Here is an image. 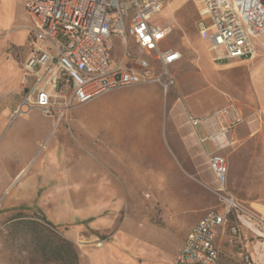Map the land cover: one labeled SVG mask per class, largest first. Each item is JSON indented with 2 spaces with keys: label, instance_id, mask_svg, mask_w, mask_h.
I'll list each match as a JSON object with an SVG mask.
<instances>
[{
  "label": "rangeland",
  "instance_id": "1",
  "mask_svg": "<svg viewBox=\"0 0 264 264\" xmlns=\"http://www.w3.org/2000/svg\"><path fill=\"white\" fill-rule=\"evenodd\" d=\"M24 1L0 0V264H173L187 226L219 203L204 152L195 141L183 139L189 133L183 96L194 92V85L199 90L205 71L214 79L213 71L219 69L196 32L199 22L209 23L202 2L170 0L151 17L153 24L173 27L163 46L183 53L170 71L174 84L166 93L155 83L122 87L71 108L64 119L68 139L59 136L57 125L38 139L29 174L37 170L50 177L45 185L39 173L37 196L21 206L8 174L19 168L25 145L36 137L30 128H41L47 118L34 112L27 120L25 115L11 119L24 79L31 84L23 66L33 42ZM117 43L108 52L112 62L122 56ZM263 55L258 49L256 58ZM66 141L71 154L62 156ZM249 150H243L239 165L228 155L227 189L243 206L264 216V159L258 147ZM51 153L61 156L60 165ZM58 166L65 170L63 181L69 185L66 192L74 194L73 202L68 195L65 202L63 190L48 189L57 182L52 174ZM48 230L74 245L76 262L67 254L55 258L51 247L46 252L38 248L37 238L46 243ZM216 241L219 264H242L240 255L253 242L250 232L233 221Z\"/></svg>",
  "mask_w": 264,
  "mask_h": 264
},
{
  "label": "built area",
  "instance_id": "2",
  "mask_svg": "<svg viewBox=\"0 0 264 264\" xmlns=\"http://www.w3.org/2000/svg\"><path fill=\"white\" fill-rule=\"evenodd\" d=\"M169 1L26 0L33 42L23 66L31 84L24 79L11 119L36 109L57 125L76 105L135 84L158 83L166 93L174 84L169 68L182 53L163 46L173 27L153 24L151 17ZM200 1L209 23L199 22L197 32L212 51V61L255 59L256 40L264 34V0ZM114 40L122 51L116 62L108 57ZM187 120L194 128L205 127L204 140L212 146L206 161L219 203L188 231L173 264H217V229L232 221L254 240L252 249L240 255L242 264H264V216L243 206L227 189L228 166L222 154L232 145L229 132L245 121L242 107L229 98L202 116L188 114Z\"/></svg>",
  "mask_w": 264,
  "mask_h": 264
},
{
  "label": "crops",
  "instance_id": "3",
  "mask_svg": "<svg viewBox=\"0 0 264 264\" xmlns=\"http://www.w3.org/2000/svg\"><path fill=\"white\" fill-rule=\"evenodd\" d=\"M23 6H24V3H23ZM256 45H258V49L264 50V34H262L256 40ZM205 46L208 50V46L206 45V43H205ZM208 52L212 53V51H209V50ZM182 57H183V53H182ZM182 57L176 64H174L172 67L169 68V72L171 71V69L176 68L180 64ZM212 57H213V54H211L210 56L211 61H212ZM225 61H223L225 62L223 64H218L217 62L213 61V63L217 67H219L217 71H213L212 75H214L215 78L209 79L207 74L211 72L205 71V74H203L204 77H202L205 83L197 87L199 90L196 91L195 85H194V92L188 93L183 96L182 105L186 110L185 122L187 126H189L188 127L189 133L183 136L184 142L188 143V141L193 140L196 143H198L200 150L204 152L205 157H206L207 153L211 152L212 146L209 141L204 140L205 138L204 136L206 134L205 127L203 125H199L197 126V128L192 127V125L187 120L188 114L194 117L202 116L210 112L212 109L226 104V101L229 98H233L237 101L239 106L242 107V111L245 116V121L242 122L241 124H237L233 128V132L229 135L232 141V145L228 147L227 149L222 150L226 158L227 166H228V155L229 154L231 155V158L236 162V165L237 164L239 165L240 163L239 161L243 158V153H244L243 150H247L249 152L250 148L257 150V147H258L259 150L261 151V158L264 159V55L260 58L255 57V59H240V60L235 59V60H225ZM240 73H243L244 75L242 76V78L240 77ZM170 74L172 75L171 72ZM202 78H199L197 80H201ZM155 84L158 85L160 89L162 90V86L160 84L158 83H155ZM22 91H23V86L21 88V94H22ZM207 99L210 100V104L206 103ZM184 100H186L187 105L185 104ZM34 112H37L38 114L40 113L43 118L47 117V116L46 117L43 116L40 111L35 109L31 111L29 116L25 115L24 119L25 120L30 119L31 114ZM64 119H62L61 122L57 124L56 129H57V132L59 133V136L61 137L65 136L68 139L67 127L64 123ZM42 122H43V126L41 128L34 129L33 128L34 126L33 125H32L33 127L31 126L33 128V129L30 128L31 132L35 134L36 137L32 140V143L30 146L25 145L27 149V154L23 155V158L20 160L19 168H17L16 171L11 170L8 174V177L10 179L9 185L14 186V188L16 187V191H17V193L14 195V199L19 203L18 205H21V206L27 205L28 203H30V201L32 202L37 196V190H38V187H40L38 185L39 184L38 174L40 173V175L43 176L41 183H44L45 185L48 184V179L50 177V175L45 176L44 171L39 172L35 170L31 172V174H29V169L31 168L30 164L34 157L33 156L34 149L37 146V142H39L38 139H42L43 137H45L47 132H49L50 130L53 131L54 127L56 126L54 124L53 119L50 117H47L46 119L42 120ZM170 135H171L170 137H172V142H173L175 138L173 131H171ZM245 143L248 145L249 144L252 145V147H247L246 149H244L243 145ZM66 144H64V150L61 151L62 156L71 154V152L67 150V148L70 147V142L66 141ZM53 154L54 153L50 154L51 156L50 158H54V159L56 158L57 163L60 165L61 156L60 158H58L57 156ZM206 165H207V161H206ZM207 167L209 168V166ZM22 170L26 172L19 178V175L22 172ZM55 171L56 172L52 174L53 176L52 175L51 176L52 177L56 176L57 182L54 186L48 187V189L59 188L63 190L61 191V195L64 196L65 202H67L66 200L67 195L71 198V202H73L74 200H72V196L74 194H71L70 191L69 193L66 192L67 186L69 185H66L63 181L64 178L62 174L65 171L64 168H62L61 166H58L56 167ZM228 171H229V166H228ZM243 175L244 174H242L241 176L243 177ZM140 180L142 182L145 181L142 177ZM148 181L151 182V180H148ZM227 181H228V175H227ZM240 181H241L240 183L243 182L242 180ZM93 185L94 184L90 186H93ZM72 186L75 188H78L76 184H72ZM234 194L239 196L237 190L234 191ZM249 202L252 204V201H249ZM198 221L199 220H197L195 223H197ZM195 223L187 226L185 236L183 240L181 241L182 243H181V246L178 248V251L183 247L185 237L188 231L192 228V226ZM226 227L227 225L219 227L217 229V236H218V233L220 231H224ZM69 234L71 236H74V232L70 231ZM215 244L217 246L218 256H219V247H218L216 239H215ZM252 245H253V242H252ZM251 249H252V246L250 249H247V250H251ZM219 259H220V256L218 257L217 264H219Z\"/></svg>",
  "mask_w": 264,
  "mask_h": 264
},
{
  "label": "trees",
  "instance_id": "4",
  "mask_svg": "<svg viewBox=\"0 0 264 264\" xmlns=\"http://www.w3.org/2000/svg\"><path fill=\"white\" fill-rule=\"evenodd\" d=\"M42 216V215H41ZM17 218V217H16ZM43 219V221L45 223H47L50 226H53L52 223L50 221H47L45 219L44 216L41 217ZM27 225H34L37 224L35 221L31 222V221H21ZM50 232L49 234V238L46 241V243H43V241L40 238H37V246L40 250H42L43 252H46V249L51 247V251L54 254V257L56 258L58 255L60 257V255L62 254H67L71 260H73L74 262H76V251L74 248V245H72V243L67 240V239H62V238H58L55 234H53L52 231L48 230ZM44 244V245H43Z\"/></svg>",
  "mask_w": 264,
  "mask_h": 264
},
{
  "label": "bare ground",
  "instance_id": "5",
  "mask_svg": "<svg viewBox=\"0 0 264 264\" xmlns=\"http://www.w3.org/2000/svg\"><path fill=\"white\" fill-rule=\"evenodd\" d=\"M43 146V145H42Z\"/></svg>",
  "mask_w": 264,
  "mask_h": 264
}]
</instances>
